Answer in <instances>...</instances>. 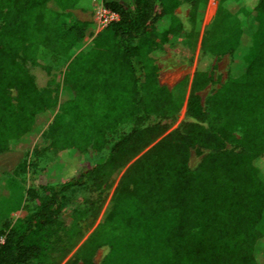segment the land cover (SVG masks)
I'll use <instances>...</instances> for the list:
<instances>
[{"label":"trees","instance_id":"1","mask_svg":"<svg viewBox=\"0 0 264 264\" xmlns=\"http://www.w3.org/2000/svg\"><path fill=\"white\" fill-rule=\"evenodd\" d=\"M247 1L219 0L202 62L233 51L244 17L264 16V0ZM88 2L0 0V155L28 148L51 119L36 150L52 153L46 170L57 181L71 157L100 150L111 133L130 126L78 180L49 184L42 195L24 192L36 203L26 217L2 224L0 264H62L79 244L80 223L91 209L74 210L66 220L62 194L91 178H100L99 186L158 139L125 170L109 213L65 264H93L102 246L109 252L101 264H264V21L240 76L205 107L198 92L212 77L198 68L186 119L164 135L177 106L158 84L155 63L164 45L183 33L174 14L178 0H102L118 21L84 46L94 24L66 11ZM19 59L47 75L66 66L51 80L54 89L38 90ZM195 146L209 152L191 170ZM16 187L0 175V201L12 205L6 212L21 208Z\"/></svg>","mask_w":264,"mask_h":264},{"label":"rangeland","instance_id":"2","mask_svg":"<svg viewBox=\"0 0 264 264\" xmlns=\"http://www.w3.org/2000/svg\"><path fill=\"white\" fill-rule=\"evenodd\" d=\"M218 2L219 0H178L174 14L182 26L183 33L164 45V55L155 63L157 66L158 84L168 90L173 103L177 106L175 120L169 124L164 135L179 129L181 123L186 119L187 101L198 68L201 67L202 71L212 77V82L205 89L198 92L201 104L205 107L207 99L212 94L220 90L228 81L240 76L255 38H259L261 35L263 29L258 26L264 21V16L252 14L244 17L242 28L238 32V44L233 51L221 56L218 60L202 62V42L210 29ZM101 3L102 0H90L84 6L66 11V13L71 15L73 19L93 23L94 11ZM229 4L230 10L235 8L231 3ZM247 4L253 5L254 0H248ZM90 42L91 39L86 37L83 45L87 46ZM45 58L49 59V55H46ZM19 63L31 77L38 90L54 89L55 85L54 83L50 84L51 80L55 81L59 74L63 73L66 66L64 64L59 71L47 75L42 69L33 67L22 59H19ZM11 95L15 97V92L12 91ZM50 122L51 119L35 136L32 145L28 148L10 150L0 155V175L8 177L17 186V195L15 197L20 199L21 195H23L22 205L18 211L6 212V209H10L12 205H8L5 199L0 201V229L6 220L13 224L16 220L28 215L36 202L28 201L24 194L27 189H32L42 195L44 194L43 188L49 184L56 185L68 180H78L83 173L100 164L107 156L112 144L121 135L128 133L130 130L129 125H123L107 137L106 143L100 150H88L80 156L71 157L68 161L69 170L66 176L56 181L47 175L46 170L51 164L52 153L49 151L38 152L36 150V144L40 141V136ZM234 136L239 139V132L234 133ZM158 140L150 144L138 155L118 166L111 172L106 181L99 186H97L96 182H99L100 178H91L86 180L83 187L72 189L62 194L61 214L66 220L74 210L91 206L90 212L80 223L82 238L76 248L65 257L62 264L67 261H74L78 247L91 237L97 226L102 223L109 213L120 179L128 166ZM225 149L238 151V147L235 144H226ZM208 152V150L199 146L191 148L188 158L189 168L196 170ZM261 163L264 165V154L261 156ZM108 252V246L97 248L94 252L93 264H101ZM76 264L81 263L78 261Z\"/></svg>","mask_w":264,"mask_h":264},{"label":"built area","instance_id":"3","mask_svg":"<svg viewBox=\"0 0 264 264\" xmlns=\"http://www.w3.org/2000/svg\"><path fill=\"white\" fill-rule=\"evenodd\" d=\"M116 21H118V15L115 12L106 9L101 3L94 11V30L92 36L89 38L92 40L103 28Z\"/></svg>","mask_w":264,"mask_h":264}]
</instances>
